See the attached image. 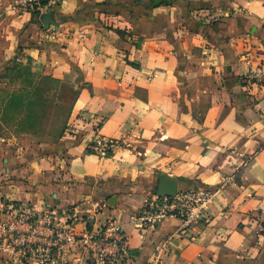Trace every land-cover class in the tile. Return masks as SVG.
<instances>
[{"label":"crops","instance_id":"0c3cea01","mask_svg":"<svg viewBox=\"0 0 264 264\" xmlns=\"http://www.w3.org/2000/svg\"><path fill=\"white\" fill-rule=\"evenodd\" d=\"M35 10L0 0V217L25 203L77 236L111 223L128 236L124 251L100 241L106 256L54 237L51 264H148L167 240L165 264H264V80L251 77L264 0ZM97 140L120 145L102 153ZM163 174L213 193L202 220L142 225ZM0 264L34 262L0 249Z\"/></svg>","mask_w":264,"mask_h":264},{"label":"built area","instance_id":"2783aa9c","mask_svg":"<svg viewBox=\"0 0 264 264\" xmlns=\"http://www.w3.org/2000/svg\"><path fill=\"white\" fill-rule=\"evenodd\" d=\"M63 0H21L26 8L40 11L50 10ZM211 17L214 18L213 15ZM52 38L59 37L61 32L54 28L47 29ZM252 78L264 80V69L251 74ZM102 153L107 149H113L120 145L118 140H97ZM213 200V193L204 188L179 190L174 195L154 194L147 200L142 212L140 222L148 229H153L159 222L167 217H175L187 222H198L207 215V210ZM263 228L261 227V230ZM54 241L60 246L65 242H77L80 240L91 249L99 250L101 255H110V251L99 247L100 241L106 244L120 246L126 250L128 236L123 234L114 223L106 226L101 232H84L77 236L72 230L59 227L50 211L36 212L25 203L13 209L9 215L0 217V249L14 250L21 257H29L34 264H51V247ZM170 250L169 241H165L148 264H165L163 255ZM198 264H204L199 262Z\"/></svg>","mask_w":264,"mask_h":264},{"label":"water","instance_id":"95a60500","mask_svg":"<svg viewBox=\"0 0 264 264\" xmlns=\"http://www.w3.org/2000/svg\"><path fill=\"white\" fill-rule=\"evenodd\" d=\"M51 16H53V13H49V14H43L41 16V19L42 21L44 22V24L47 26V27H50V24L51 23H54V21H47L48 18H50ZM180 188H179V183L176 179L166 175V174H163L160 178V181H159V184H158V187H157V193L159 195H174L177 191H179ZM111 203H114L113 200L110 201Z\"/></svg>","mask_w":264,"mask_h":264},{"label":"rangeland","instance_id":"374dc122","mask_svg":"<svg viewBox=\"0 0 264 264\" xmlns=\"http://www.w3.org/2000/svg\"><path fill=\"white\" fill-rule=\"evenodd\" d=\"M1 81V80H0ZM3 114H5V113H3ZM59 115H61V117H64L66 114L64 113V111L62 112L61 111V113L60 112H56L54 115H52V120H56V118L57 117H59ZM53 123H51L50 125H52ZM0 128L1 129H4V126H0ZM1 131H3V130H1ZM7 131V130H6ZM39 132H40V130H39ZM22 135V134H21ZM41 135V134H40ZM34 137V139H35V142H38V140L40 139V137L41 138H48L49 137V135H43V136H38V132L33 136ZM20 141H22V139H20ZM24 142V141H23ZM25 142H27V140H25ZM3 144H0V150H5V146H6V142H2ZM22 143V142H21ZM32 143V142H31ZM31 143H29V144H31ZM27 144H28V142H27Z\"/></svg>","mask_w":264,"mask_h":264},{"label":"trees","instance_id":"16d2710c","mask_svg":"<svg viewBox=\"0 0 264 264\" xmlns=\"http://www.w3.org/2000/svg\"><path fill=\"white\" fill-rule=\"evenodd\" d=\"M45 1H46V0H43L44 3H45ZM39 12H40V10H37V9L35 10V13H36V14L39 13Z\"/></svg>","mask_w":264,"mask_h":264}]
</instances>
